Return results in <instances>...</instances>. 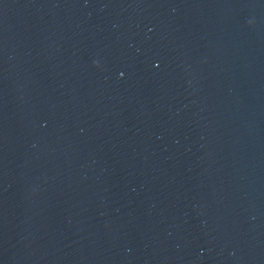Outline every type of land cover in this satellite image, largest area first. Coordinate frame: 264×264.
<instances>
[{
    "label": "water",
    "instance_id": "95a60500",
    "mask_svg": "<svg viewBox=\"0 0 264 264\" xmlns=\"http://www.w3.org/2000/svg\"><path fill=\"white\" fill-rule=\"evenodd\" d=\"M0 264H264V0H0Z\"/></svg>",
    "mask_w": 264,
    "mask_h": 264
}]
</instances>
